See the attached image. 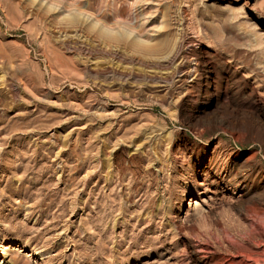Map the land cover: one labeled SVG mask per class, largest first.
<instances>
[{
  "label": "rangeland",
  "instance_id": "374dc122",
  "mask_svg": "<svg viewBox=\"0 0 264 264\" xmlns=\"http://www.w3.org/2000/svg\"><path fill=\"white\" fill-rule=\"evenodd\" d=\"M0 264H264V0H0Z\"/></svg>",
  "mask_w": 264,
  "mask_h": 264
},
{
  "label": "bare ground",
  "instance_id": "6f19581e",
  "mask_svg": "<svg viewBox=\"0 0 264 264\" xmlns=\"http://www.w3.org/2000/svg\"><path fill=\"white\" fill-rule=\"evenodd\" d=\"M199 206H201V202H198V200H194V206L192 207V210L198 208Z\"/></svg>",
  "mask_w": 264,
  "mask_h": 264
}]
</instances>
